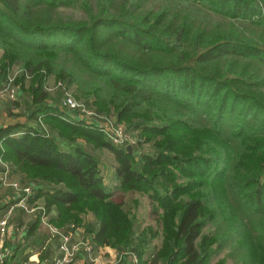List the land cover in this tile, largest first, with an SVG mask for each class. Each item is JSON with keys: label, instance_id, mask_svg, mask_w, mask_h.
<instances>
[{"label": "trees", "instance_id": "1", "mask_svg": "<svg viewBox=\"0 0 264 264\" xmlns=\"http://www.w3.org/2000/svg\"><path fill=\"white\" fill-rule=\"evenodd\" d=\"M90 1L0 0V90L17 65L15 85L29 102L26 121L9 107L15 122L0 126V160L11 177L35 184L33 199L56 209L58 226L84 225L97 246L130 247L137 256L116 264H211L227 246L243 253L242 264H264V0H158L161 8ZM76 6L88 20L58 12ZM211 14L260 35L214 27ZM51 78L98 112H116L137 132L133 152L48 104ZM78 138L114 156L115 187L153 201L163 225L156 253L147 248L159 232L136 234L100 160ZM144 144L151 153L137 152ZM87 211L97 219L89 225ZM39 224L34 218L26 236ZM14 256L0 264H21Z\"/></svg>", "mask_w": 264, "mask_h": 264}, {"label": "rangeland", "instance_id": "2", "mask_svg": "<svg viewBox=\"0 0 264 264\" xmlns=\"http://www.w3.org/2000/svg\"><path fill=\"white\" fill-rule=\"evenodd\" d=\"M134 0H129L130 3H134ZM147 1V7H152L153 5H155L156 7L159 6V8H161V2H158V0H146ZM92 5H95V3L97 2V0H91L90 1ZM165 3H168V1H163ZM58 12L62 15V17H64L66 20H71V21H77V22H82V21H86L88 20V15L86 13V11L84 10V8L82 6H76V7H68V8H61L58 10ZM211 17V24L216 27L215 25L219 26L222 30H229L232 31L233 33H239L244 31L245 34L243 35H249V36H254L255 38H257V36H259L260 32L256 34H251L250 32H248L247 30V25H242L239 24L238 22H236L235 20H230V19H223L220 17H216L214 15H209V19ZM238 28V31H235L234 29ZM237 30V29H236ZM235 31V32H234ZM243 39H245L244 36H241ZM264 39V38H263ZM260 48L264 50V40L260 41ZM2 57V54L0 52V59ZM235 56L229 57L227 59L231 60L233 59ZM226 60V59H224ZM247 61H250L251 64H253L251 66V69L254 68V66H257L255 68H258L260 66H258L257 62H253L251 60H247V59H242L241 60V65H244L246 63H248ZM223 64H227L228 61H223ZM238 66V64H237ZM13 74L17 71L18 66L14 65L13 66ZM239 67V66H238ZM261 74H264V65L261 66ZM253 71V70H252ZM30 80L28 78V80L26 81V83H28ZM51 83L49 84H53L54 82H56L55 78H51L50 81ZM28 85V84H26ZM20 87V89L22 90L21 86L18 85ZM52 95V99H49L47 101L48 104L50 105H56L58 108H63L64 107V101H63V95L61 94V92L57 91L54 93H51ZM73 94V93H72ZM74 95V94H73ZM74 97L79 100L82 101L84 103H86L85 100L82 99H78L75 95ZM18 102L16 101H10V100H3L0 102V105H2V108L0 110V126L10 122V121H15V117H9L8 116V108L10 107V111L13 115H18L20 118L17 119L19 121H26V116L25 114L28 113L29 111V107L26 105V101L24 98L20 97L18 100ZM19 103L18 105H15L14 103ZM66 109V108H65ZM34 111V110H32ZM3 113V115H1ZM108 116V115H107ZM109 117H112L114 120H117V116H116V112H112L111 114H109ZM117 123L119 125H121L126 131H129L130 133L133 132L132 134L135 135L137 137V132L131 131V128L129 127L128 123L126 122H121V121H117ZM31 124H34L33 122H31ZM107 137V136H106ZM78 144H81L83 146L86 147L87 150H89L90 152H92L101 162V167H102V175L105 179V183H107L109 186H111V188H113V190H115V195L113 196V198H115L117 201H122L124 203V209L128 212H130V215L132 218H134L135 220V232L136 234H140L143 231H148V232H152L153 230L159 232V235H157L156 237L151 239V243L149 245V247L147 248V253L148 252H153L156 253V251L161 247L162 245V227L163 225H161L159 223V215L157 213H155L153 211V206L154 203L153 201H151V199L149 198L148 194L146 192H142V191H123L121 190L119 187H115L116 183L113 181V172H114V168L116 166V160L114 158V156L107 150H94L92 148H90L88 145H86V141L83 139L78 138L77 142ZM62 148L65 149L67 148L65 145H62ZM137 152L138 153H151L152 152V148L148 145V144H144L143 146H140L137 148ZM3 163H6L8 165H10L7 162L2 161ZM52 186H56L58 185L57 183H50ZM47 187V186H46ZM50 187V186H48ZM8 193V192H7ZM10 197H12L11 195H9ZM9 200V197H8ZM36 201H38L39 203H45L44 198L41 197H35ZM3 206V205H2ZM163 215V214H162ZM18 221L17 223H19V225H17V229H14L12 236L14 235L15 238V242L22 244V252H24V254H21V259L20 262H22L21 264H26V261L29 259H27L26 261H23L25 256L27 255V253L31 252L29 256H32L36 253V251H40L37 256L34 257V260H36L37 264H42L43 261H47V263H49L50 261L47 260V253H45L44 251V246L40 249V247L38 245H40V240H43L45 238V234L47 233L45 228L37 227V229L34 231L33 234H29L28 236H26L27 234V230L29 229V226L32 225V216L22 213L19 215H16ZM83 216V220L85 221L86 224H90L91 222L96 221V216L93 213V211H87ZM24 223V224H23ZM79 225V224H78ZM81 227V230L83 231V234L88 233L86 230V227H82L83 225H79ZM40 227V229H39ZM151 230V231H150ZM8 240V239H7ZM5 240V245L4 247H9V241L10 240ZM2 244V242L0 241V245ZM97 246V245H96ZM20 247V245H19ZM37 247V248H36ZM35 248V249H34ZM97 249H99V253L101 254V256H103V258L105 259V264H107L110 260H113L112 255L110 254V252L116 253L118 250L116 248L110 247V246H97ZM36 250V251H35ZM130 250V247L124 248L120 251H128ZM3 249L0 247V252H2ZM99 254V255H100ZM17 255L19 256V252H17ZM148 255V254H147ZM219 259H224L225 263L224 264H242V259H243V253H241L240 250L238 249H233L231 246H227L218 256H216L211 264H218V260Z\"/></svg>", "mask_w": 264, "mask_h": 264}, {"label": "built area", "instance_id": "3", "mask_svg": "<svg viewBox=\"0 0 264 264\" xmlns=\"http://www.w3.org/2000/svg\"><path fill=\"white\" fill-rule=\"evenodd\" d=\"M16 73H14L8 82L0 90V102L3 100L16 101L20 97L19 88L15 85ZM50 93L62 92L64 107L76 114L77 120L84 122L86 125L93 126L101 130L104 135L116 146L127 147L137 146V138L126 131L112 117L98 112L96 109L89 107L86 103L77 100L71 90L67 89L63 83L54 82L46 87ZM2 167L0 173V183L4 187L10 188L13 192L8 202L7 209L0 217V261L12 255L10 247H4L5 240L12 237L14 225L12 218L17 208L22 209L32 218H39L40 226L45 228L48 234V241L55 244V252L53 258L43 261L42 264H78L80 257L84 258L89 264H105V259L98 252L97 246L89 237L83 234L80 226L74 222L63 226H58L54 219L58 213L53 207H48L45 203H39L34 200L35 184L21 183L17 179L11 177L12 167L0 160ZM100 254V255H99ZM129 258L131 262H137V256L133 250L117 251L116 256L107 264H116L122 259ZM26 264H37L32 255Z\"/></svg>", "mask_w": 264, "mask_h": 264}, {"label": "crops", "instance_id": "4", "mask_svg": "<svg viewBox=\"0 0 264 264\" xmlns=\"http://www.w3.org/2000/svg\"><path fill=\"white\" fill-rule=\"evenodd\" d=\"M0 52H1V54H2V51L0 50ZM26 103V105L29 107V102H25ZM1 108H2V105H0V110H1ZM1 115H3V113L1 114ZM3 117H4V115H3ZM5 118V117H4ZM20 120V119H19ZM13 122H15V121H10V122H8V123H13ZM1 123V122H0ZM8 123H6V124H8ZM6 124H4V125H6ZM3 125V126H4ZM2 126V125H1ZM12 190H10L9 188H7V187H1L0 186V206H5L8 202H9V200L11 199V197L9 196V195H11V194H13V192H11ZM8 192V193H7ZM12 196V195H11ZM8 197H9V200H8ZM22 213H25L22 209H20V208H17L16 209V211H15V213H14V216H13V218H12V224L14 225V228L15 229H17V225H19V223H17V221H18V219L16 218L17 216L16 215H19V214H22ZM4 214V213H3ZM2 214V215H3ZM26 214V213H25ZM1 215V216H2ZM0 216V217H1ZM34 219V218H33ZM33 219H32V221H33ZM24 224V223H23ZM40 227H42V226H40ZM40 227H39V229H40ZM82 227H84V225L82 226ZM81 228V227H80ZM85 228V227H84ZM28 231H29V229L27 230V233L26 234H28ZM47 232V231H46ZM87 237H89V234L88 233H86L85 234ZM48 234L46 233L45 234V238L43 239V240H40V245H38L39 247H40V249L44 246V251H45V253H47V259H52L53 258V256L55 255L54 254V252H55V244L53 243H50L48 240ZM8 240H10L8 243L10 244L9 245V247L11 248V250H12V254H13V252H14V254H15V256L13 257V262H19L20 261V259H21V254H24V252H22V247L20 246V247H18V244L19 243H16L15 242V238H14V235L12 236V237H10ZM7 240V241H8ZM37 248V247H36ZM35 249V248H34ZM36 251V250H35ZM17 252H19V256L17 255ZM40 251H36V253L33 255L34 257L35 256H37V254L39 253ZM21 253V254H20ZM31 252H29V253H27V254H30ZM117 253V252H116ZM116 253H113V252H110V254L112 255V257H114V256H116ZM12 257V255L10 256V258ZM31 256H29V258H30ZM78 264H89L88 262H86L85 261V259L84 258H82V257H80L79 258V260H78V262H77Z\"/></svg>", "mask_w": 264, "mask_h": 264}, {"label": "water", "instance_id": "5", "mask_svg": "<svg viewBox=\"0 0 264 264\" xmlns=\"http://www.w3.org/2000/svg\"><path fill=\"white\" fill-rule=\"evenodd\" d=\"M33 112H34V111H31V113H29V116H31ZM127 150H128L130 153H132V152H133V147L129 146V147H127Z\"/></svg>", "mask_w": 264, "mask_h": 264}]
</instances>
